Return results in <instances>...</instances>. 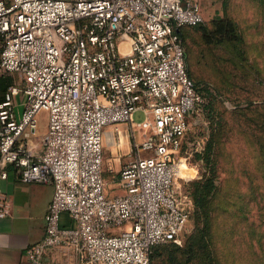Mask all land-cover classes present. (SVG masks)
I'll use <instances>...</instances> for the list:
<instances>
[{
	"label": "built area",
	"instance_id": "obj_1",
	"mask_svg": "<svg viewBox=\"0 0 264 264\" xmlns=\"http://www.w3.org/2000/svg\"><path fill=\"white\" fill-rule=\"evenodd\" d=\"M203 1L0 0V76H16L0 102V178L12 165L24 184L53 187L27 264L55 248L82 264H150L153 247L180 245L193 202L175 180L206 105L181 29L203 23ZM41 113L47 130L34 153L27 142ZM107 128L125 149L113 188L103 176ZM8 213L0 190V221ZM62 214L72 227L60 225Z\"/></svg>",
	"mask_w": 264,
	"mask_h": 264
},
{
	"label": "rangeland",
	"instance_id": "obj_2",
	"mask_svg": "<svg viewBox=\"0 0 264 264\" xmlns=\"http://www.w3.org/2000/svg\"><path fill=\"white\" fill-rule=\"evenodd\" d=\"M201 11L203 23L182 28L181 34L189 79L206 105L184 143L186 176L177 174L175 185L192 200V183L201 178L202 159L209 156L215 185L209 241L188 255V238L196 230L192 212L180 250L161 245L151 264H264V0H205ZM218 19L233 24L241 42L202 37L200 30L213 32ZM7 77L14 81L16 76ZM143 120V113L133 115L135 124ZM113 147V137L108 146L104 141L103 176L111 188L123 165L110 158Z\"/></svg>",
	"mask_w": 264,
	"mask_h": 264
},
{
	"label": "crops",
	"instance_id": "obj_3",
	"mask_svg": "<svg viewBox=\"0 0 264 264\" xmlns=\"http://www.w3.org/2000/svg\"><path fill=\"white\" fill-rule=\"evenodd\" d=\"M22 101V98H17V113L22 107ZM118 129L122 131L125 144L126 128L122 125ZM46 130L47 116L45 113H41L37 116L34 135L27 142L28 147L32 148L34 153L40 151V141ZM110 132H112L110 128L105 130L106 137H110ZM111 138L108 142L109 145ZM113 148L110 158H118V162L123 161L124 164L126 159L123 158V153H120L118 148ZM3 171L6 173V178L4 180L0 178V190L9 203V213L6 218L0 221V264H27L26 248L40 242L44 237V216L53 196V187L50 184H24L12 165L4 166ZM60 225L72 227L73 223L66 214H62ZM42 264L82 263L79 256L73 251L55 248L46 252Z\"/></svg>",
	"mask_w": 264,
	"mask_h": 264
},
{
	"label": "trees",
	"instance_id": "obj_4",
	"mask_svg": "<svg viewBox=\"0 0 264 264\" xmlns=\"http://www.w3.org/2000/svg\"><path fill=\"white\" fill-rule=\"evenodd\" d=\"M215 30L213 32H206L205 30H200L202 37H208V41L211 42L212 38L215 37L220 41L233 42L238 41L241 42V39L236 35L235 28L233 24L227 21H223L218 19L216 24L214 25ZM13 83V80L9 79L7 76H0V102L4 99V94L8 87H10ZM204 173L202 174L199 180H196L192 183L194 186V193L192 196V202L194 207V218L196 230L194 233L189 236L190 245L186 247V251L188 255H193L196 248L199 250L206 246L209 241V230H210V216H209V202L211 198V193L215 189L214 179H213V168L212 163L209 161V156L206 155L205 158L202 159ZM172 247L178 249L176 244L170 243ZM169 245V244H165ZM158 246H155L151 250L150 255V264L152 261V256L155 250L158 249ZM180 250V249H178Z\"/></svg>",
	"mask_w": 264,
	"mask_h": 264
},
{
	"label": "bare ground",
	"instance_id": "obj_5",
	"mask_svg": "<svg viewBox=\"0 0 264 264\" xmlns=\"http://www.w3.org/2000/svg\"><path fill=\"white\" fill-rule=\"evenodd\" d=\"M120 134V133H119ZM106 138V140H105ZM105 138H104V141H106V145L108 146L109 145V141H110V137H106V133H105ZM122 139V136L120 137ZM121 143V142H120ZM122 144H124V142L122 141ZM114 149V148H113ZM185 170H186V163L184 160H181L178 164V170H177V174L180 178H183L186 176V173H185Z\"/></svg>",
	"mask_w": 264,
	"mask_h": 264
},
{
	"label": "water",
	"instance_id": "obj_6",
	"mask_svg": "<svg viewBox=\"0 0 264 264\" xmlns=\"http://www.w3.org/2000/svg\"><path fill=\"white\" fill-rule=\"evenodd\" d=\"M198 121H200V120H193L192 124L194 125Z\"/></svg>",
	"mask_w": 264,
	"mask_h": 264
}]
</instances>
